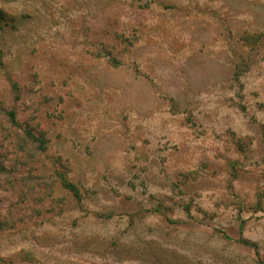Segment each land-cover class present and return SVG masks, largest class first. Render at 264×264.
Here are the masks:
<instances>
[{
    "label": "rangeland",
    "instance_id": "rangeland-1",
    "mask_svg": "<svg viewBox=\"0 0 264 264\" xmlns=\"http://www.w3.org/2000/svg\"><path fill=\"white\" fill-rule=\"evenodd\" d=\"M20 2L0 264H264V0Z\"/></svg>",
    "mask_w": 264,
    "mask_h": 264
},
{
    "label": "trees",
    "instance_id": "trees-1",
    "mask_svg": "<svg viewBox=\"0 0 264 264\" xmlns=\"http://www.w3.org/2000/svg\"><path fill=\"white\" fill-rule=\"evenodd\" d=\"M45 4H46L45 0H42L41 5H45ZM20 6H21L20 0H0V31L4 30V28L7 27H9L10 29L15 28L18 18L22 15L21 8H18L16 10V8ZM7 119L11 126H15V127L18 126V120L15 111H10L8 113ZM26 137L31 141L35 140L34 136L30 132L26 133ZM61 184L64 189L71 191L74 194V196H77L78 191L74 185L68 183L64 179H61ZM0 228H2L1 225ZM237 242L244 245L248 244L244 240H237Z\"/></svg>",
    "mask_w": 264,
    "mask_h": 264
}]
</instances>
